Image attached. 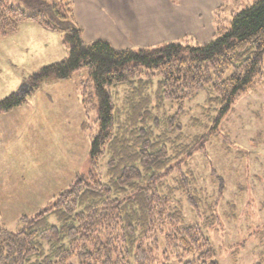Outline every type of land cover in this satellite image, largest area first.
I'll return each mask as SVG.
<instances>
[{"label": "trees", "instance_id": "obj_1", "mask_svg": "<svg viewBox=\"0 0 264 264\" xmlns=\"http://www.w3.org/2000/svg\"><path fill=\"white\" fill-rule=\"evenodd\" d=\"M18 1L30 11L0 0V35L30 19L60 32L68 51L0 99V112L23 105L49 77L86 71L80 81L84 106L98 116L83 124L91 130L90 171L39 213L22 216L18 230L0 221V264H72L74 258L79 264H219L211 239L171 202L181 191L196 212L203 205L213 211L215 205L199 197L184 158L204 151L203 141L237 100L263 81L264 0L233 12L220 26V11L229 5L223 0L208 41L184 36L137 49L85 41L73 0ZM203 92L211 124L195 118L191 126L208 131L189 138L185 105ZM212 175L222 193L223 177L215 169Z\"/></svg>", "mask_w": 264, "mask_h": 264}, {"label": "rangeland", "instance_id": "obj_2", "mask_svg": "<svg viewBox=\"0 0 264 264\" xmlns=\"http://www.w3.org/2000/svg\"><path fill=\"white\" fill-rule=\"evenodd\" d=\"M254 1L227 0L218 19L213 10V26L215 18L224 26L233 12ZM208 3L195 6L208 8ZM185 37L195 41L193 35ZM67 51L60 32L30 19L15 32L0 35V99L22 88L42 66L64 59ZM86 77V71H75L68 79L49 77L23 105L0 112V221L11 231L20 228L22 216L39 213L90 171L91 130L83 124L92 125L98 111L86 112L80 84ZM123 91L118 89L116 102L121 103ZM205 96L203 92L185 105L183 124L189 138L208 131L205 125L192 127L195 118L211 124L203 109ZM203 142L204 151L184 158V169L195 174L197 193L215 205L213 211L203 205L196 212L181 191L171 203L180 206L187 223L200 226L211 239L219 264H264V77ZM214 169L224 179L222 193ZM72 264H79L76 258Z\"/></svg>", "mask_w": 264, "mask_h": 264}, {"label": "crops", "instance_id": "obj_3", "mask_svg": "<svg viewBox=\"0 0 264 264\" xmlns=\"http://www.w3.org/2000/svg\"><path fill=\"white\" fill-rule=\"evenodd\" d=\"M73 1L84 40L106 39L116 48L157 45L186 35L209 40L215 34L213 10L221 4L209 0L208 8L203 4L200 9L195 5L204 0Z\"/></svg>", "mask_w": 264, "mask_h": 264}]
</instances>
